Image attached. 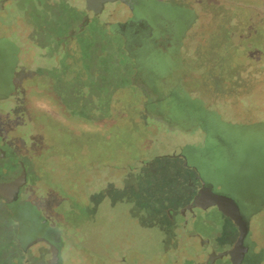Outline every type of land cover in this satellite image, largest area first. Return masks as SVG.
Instances as JSON below:
<instances>
[{
    "label": "flooded vegetation",
    "instance_id": "af4514ba",
    "mask_svg": "<svg viewBox=\"0 0 264 264\" xmlns=\"http://www.w3.org/2000/svg\"><path fill=\"white\" fill-rule=\"evenodd\" d=\"M12 1L17 0H0V12L5 11ZM28 1L29 6L33 5V11L37 2L45 8V13L44 22L39 24L28 13L20 12L35 25L27 40L45 51V58L52 59L56 67L50 72L38 71L19 77L16 72L21 44L9 34L0 33V102L7 103L12 98L21 97L19 78L47 79L54 71L73 67L70 60L63 64L61 60L72 55L69 43L75 34L81 33L85 39L89 38L87 32L90 30L85 29L90 20L105 29L112 28L111 34L117 40L109 42H114L113 50L120 51L125 57L117 65L108 60L104 69L119 70L127 77L129 75L128 84L135 89L131 96L137 102L139 98L144 99L141 109L149 118L166 126L172 119L195 120L197 126L192 130L202 132L201 141L186 146L182 152L184 159H181L185 166L196 168L197 171L190 173L198 184L192 201L177 214L183 221L182 226L190 229L188 237L196 246L188 264H264V120L251 121L247 113H235L234 119H227L219 111L206 106L201 98L192 96L194 88L205 92V88L209 87L216 94L228 98L234 91L240 94L242 83L250 77L255 80L251 90L264 85V78L258 71H245V76L233 73V69L238 67L264 66V58L252 57L257 55V50L264 52V12H257L258 17L254 19L260 29L248 33L242 28L238 33H229L226 26L234 20L233 11L230 17L219 18L212 10L204 11L201 0H194L197 8L190 7L186 0H121L131 15L116 26L102 25L99 16H89L95 12L88 10L86 0ZM248 15L236 14L237 23L249 24ZM223 31L227 32L225 38L222 37ZM191 32L198 37L194 46V59L197 61L193 65L188 64L182 54L187 46L186 35ZM20 35L25 37L24 32ZM255 46L262 48L255 49ZM75 47V50L81 48L79 45ZM221 47L231 51L230 60L218 57L217 50ZM246 48L251 53L247 58L241 55ZM98 50L100 60H90L86 66L96 67L94 71L100 72L101 81V33ZM202 51L206 57L204 60ZM127 58L132 60L130 66L127 65ZM203 67L204 72L198 73L197 70ZM130 71L131 75L128 74ZM83 76L85 80L86 76ZM50 89L51 94H57L52 87ZM97 94V98H101L100 90ZM38 102L46 118H51L53 107ZM66 107L72 112L70 105ZM100 108L98 103L99 112ZM16 116L24 130L19 132L13 127L14 135L24 144L20 143L21 148H16L0 138V228L4 223L2 229L6 228L8 232V225L17 226L15 236L26 246L22 248L20 244L19 249L13 239L9 248L14 247V250L15 247L20 251L27 250L34 240L46 239L55 245L58 258L55 264H59L65 251L63 237L67 231L81 225L84 209L77 208L72 199H67L56 208H47L46 205L45 209L51 211L48 217L42 206L43 197L39 195L41 191L58 192V177L54 176V166H51L54 159L72 160L74 155L69 145H60L51 132L39 127L37 115L25 110L24 114L18 112ZM170 130L177 131L179 128L170 126ZM30 131L36 132L42 140L30 137ZM29 142L33 146L28 145ZM201 179L213 185L214 192L225 193L235 202L230 204L232 220L215 210L206 211L202 206H195L194 202L203 189ZM32 203L40 209L43 218ZM161 211L168 213L169 210L162 205ZM115 260L118 261V257Z\"/></svg>",
    "mask_w": 264,
    "mask_h": 264
},
{
    "label": "rangeland",
    "instance_id": "374dc122",
    "mask_svg": "<svg viewBox=\"0 0 264 264\" xmlns=\"http://www.w3.org/2000/svg\"><path fill=\"white\" fill-rule=\"evenodd\" d=\"M185 2L190 7L197 8L194 0ZM201 2L204 11L212 10L219 18L230 17L233 11L234 20L231 19L232 23L226 26L229 33H238L242 28L248 33H252L253 29H260L254 19L258 17L257 12H264V0ZM29 4L28 0L12 1L7 4L5 11L0 12V33L9 34L25 42L21 45L19 65L26 62L31 65L32 71L28 72L30 68L26 70L27 66H22L16 72L19 77L38 72L35 68L42 64L41 57L45 54V51H39L37 46L27 40L28 35L34 32L35 25L28 16L20 13H28L35 18L34 21L42 24L45 8L36 2L33 11V5ZM111 14L118 16L113 19ZM236 14H249V24L237 23L239 19ZM130 15L129 9L123 4L117 9L107 10L102 16V22L113 19L115 23L101 24L116 26L118 22L127 20ZM88 29L89 38L85 39L81 33L75 34L69 43L72 55L61 60L62 64L70 60L73 67L54 71L47 79L19 78L21 97L12 98L7 103L0 102V138L7 144L21 148L19 144L24 142L14 135V128L19 132L24 129L18 124L16 115L18 112L21 115V112L24 114L25 110H29L38 116L39 127L51 132L60 145H69L74 155L72 160L61 161L59 157L54 159L51 166H54V176L58 177V192L51 194L41 191L39 195L43 197L42 206L48 217L51 211L45 209L46 205L47 208H56L63 205L67 199H72L76 207L84 209L81 225L73 231H67L63 237L65 251L59 264H188L196 246L188 237L190 229L182 226L183 221L177 214L192 201L198 184L195 176L176 156L181 155L186 146L198 144L202 139V132L192 130L197 126L195 120L172 119L166 126L144 114L141 109L144 99L139 98L137 102L136 98L131 96L135 89L128 84L129 75L127 77L125 72L119 70L115 72L104 69L108 60L117 65L120 64V59L125 57L120 51L113 50L114 42H109L117 40L111 34L112 28L105 29L90 20L85 30ZM20 32H24L25 37L20 35ZM100 33L101 81L100 72L94 71L96 67L86 66L90 64V60H100ZM226 35L227 32L223 31L222 37L225 38ZM197 38L192 32L185 38L187 46L182 50V54L190 65L197 61L194 59ZM75 45L81 48L75 50ZM247 48L241 54L246 55V58L251 56ZM217 51L218 57L230 60L231 51L226 47ZM202 54L203 60L206 59L204 51ZM256 54L252 57L264 58L263 51L257 50ZM131 64L132 60L127 58V65ZM54 67L56 66L43 71L50 72ZM233 70V73L241 76H245V71L248 70L258 71L264 78L263 65L238 67ZM197 72L203 73L204 67ZM128 74L131 75V71ZM83 75L86 76L85 80ZM254 82L253 77H250L242 83L240 94L234 91L228 98L219 92L216 94L209 87L205 88V92L194 88L192 96L201 98L206 106L219 111L224 118L234 119L235 113H247L251 121L264 120V85L251 90ZM51 87L59 95L52 93V96ZM98 90L101 91V98H97ZM38 101L53 107L51 118H46L44 110L39 108ZM98 103L101 105V112L97 110ZM67 104L73 108L72 112L66 107ZM170 126H178L179 130L172 131ZM30 132V137L42 140L36 132ZM28 145H32V142ZM166 155L171 157L157 158ZM31 205L43 218L40 209L33 203ZM162 205H166L168 213L161 211ZM2 228L4 223L0 228V264L49 263L52 254L47 244L32 243L23 251L17 250L16 247L15 250L14 247L10 249L13 239L19 249L21 246L25 247L26 243L17 240L16 225H8V232L6 228ZM116 257L118 261L115 260Z\"/></svg>",
    "mask_w": 264,
    "mask_h": 264
},
{
    "label": "water",
    "instance_id": "95a60500",
    "mask_svg": "<svg viewBox=\"0 0 264 264\" xmlns=\"http://www.w3.org/2000/svg\"><path fill=\"white\" fill-rule=\"evenodd\" d=\"M79 2V0H77ZM87 2V8L88 10L94 11L95 14H88L89 16L92 15H97L100 17V20L102 22V16L105 15V13H107V10L109 11V9H117L118 7H120V5H123V3H121V0H86ZM84 15V14H81ZM110 15V14H108ZM113 19L116 18V16H118V14H111ZM48 19H50L49 15L47 14ZM53 17V16H52ZM57 17V16H56ZM112 19V20H113ZM112 20L109 21H104L105 23H115ZM102 22V23H104ZM17 42H19L21 45L23 44V42H21L20 40H18ZM34 46V45H33ZM39 51H41L38 48ZM21 51V50H20ZM21 52H19L20 54ZM56 56V53L54 54ZM19 60L20 57L18 56ZM43 58V60H41L42 64L37 66L35 68V71H43L44 69H51L54 66L53 60L52 59H46L44 53L42 54L41 59ZM53 63V65H52ZM24 64V65H22ZM22 64H18L17 70H19L22 66H27L26 70L30 68L31 65H28L26 62H22ZM46 64V66H44ZM29 71H32L31 68ZM171 157V155H166V156H160L157 158H169ZM176 158L178 159H184V155L181 154L179 156H176ZM185 164V163H184ZM185 168L188 171H197L195 167L192 166H185ZM201 184L203 189L201 190L199 196L196 198L195 200V206H202L206 211H210V210H215L221 214H223L226 218L231 219L232 220V213H231V205L232 203H235L229 196H227L225 193H221V192H214L213 191V185H211L210 183L206 182L205 180L201 179ZM40 243H45V244H49V248H50V252L52 254V257L49 260L48 264H55L58 261V258L56 257V248L55 245L46 241V239H42V238H38L36 240L33 241V244H40ZM52 249V251H51Z\"/></svg>",
    "mask_w": 264,
    "mask_h": 264
}]
</instances>
